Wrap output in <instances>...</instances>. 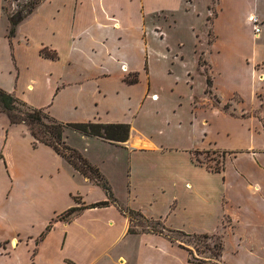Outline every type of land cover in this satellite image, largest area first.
I'll return each instance as SVG.
<instances>
[{
    "label": "crops",
    "instance_id": "1",
    "mask_svg": "<svg viewBox=\"0 0 264 264\" xmlns=\"http://www.w3.org/2000/svg\"><path fill=\"white\" fill-rule=\"evenodd\" d=\"M194 2L45 0L14 36L5 34L0 87L65 123L129 124V138L120 144L71 128L65 138L111 182L126 173V191L113 192L120 206L175 231L221 235L225 264H264V123L254 112L262 105L264 72L257 57L231 53L238 39L231 43L224 35L236 23L226 25V0H219L205 54L215 104L199 58L191 64L183 40L172 39L171 26L159 18L175 10L190 14ZM252 14L246 13L247 24ZM234 95L241 101L231 112L223 106ZM33 141L25 124L0 112V244L8 249L0 264H204L191 262L189 250L164 234L129 233L127 214L113 204L55 221L37 244L50 221L80 205L73 196H82V204L107 196L45 144L37 145L36 157L69 169H22ZM92 147L124 152L129 169H104L106 158ZM208 150L221 153L220 171L197 157ZM68 195L72 202L57 208V198ZM127 238L136 241L132 254L116 252Z\"/></svg>",
    "mask_w": 264,
    "mask_h": 264
},
{
    "label": "rangeland",
    "instance_id": "2",
    "mask_svg": "<svg viewBox=\"0 0 264 264\" xmlns=\"http://www.w3.org/2000/svg\"><path fill=\"white\" fill-rule=\"evenodd\" d=\"M26 1L28 0H0V47L1 43H4L5 34H7L8 31L9 22L7 19V14L15 12L20 8V5L22 3H25ZM244 1L245 0H226L225 4H222L221 7L224 13V22H226V25H228L229 22H233V20L236 23V31L235 29L233 32L226 31L227 34L224 36L231 39V43L232 41L234 42L236 41V39H238V47L235 48V43L233 44L234 46L231 47V53L233 55L240 56L246 53L248 54V56L253 55L254 57H257L259 61V63L257 64V68L263 70L264 72V0H247L246 3H244ZM194 3L195 4L193 6V9L190 10V14H187L184 11L175 10L174 12L161 15L159 18L162 21H165V24L171 26L168 31L172 39L177 40L176 38H179L183 40V42L185 43L184 49L189 55L187 57L188 61L191 64L192 62L196 63L197 58H199V65L201 66L200 71L205 76H208L209 64L206 61L205 54L208 55V50L210 48L211 42L215 37L212 23L214 21V18L219 13V0H195ZM250 9L254 14L253 16H256L261 23V32L258 37L254 36L252 28L253 25L249 22V20L248 24L245 21L246 13ZM208 10L209 14L207 15ZM192 27L196 28L195 30L199 35L198 41L201 39V44H198L197 41H195V37L194 35H192ZM206 32L207 37H205ZM204 39H206L205 42ZM250 60L251 59H249V61ZM262 78L264 79V75L262 76ZM196 80L198 84L200 81V76H197ZM205 80L206 94H208L212 98L215 104H218L217 102L219 99L216 96L215 92L212 88L210 89V87L207 86V77H205ZM259 98L261 99L262 105L254 112L261 118L264 123V93L260 94ZM240 101L241 97L239 95H234L233 100L229 103L227 109L230 108L229 110L233 112L234 104H238V102ZM27 128L30 131L28 126ZM27 147L28 148L24 153V167L22 169H69L68 167H66V164L64 165L62 164V162L61 164L60 162L47 164L42 158L36 157V152L34 151L36 150L37 145L35 146L32 143L28 144ZM92 151L97 155L104 156L106 158L107 164L104 165V169H129L130 167L129 156H127L126 158L124 152L116 153L117 150L111 149L110 151L105 147H92ZM197 157L199 158V160H202L203 162H206L212 166H214L216 162L221 161V153L217 150H208L201 152L197 155ZM58 161L62 160H60L59 158ZM36 177L35 179L37 180ZM52 178L54 179L55 176ZM125 180V172L120 178L117 175H113L112 182L109 179L114 193H120L123 190V192L126 191V183L124 182ZM3 182H5V176L3 170H0V186L1 184H3ZM55 182L58 183V179L55 180ZM89 196L90 195H88V197ZM74 197L78 198L80 204L83 203L82 196H73V199ZM73 199L69 195L66 197L62 196L61 200H58L57 198L56 207L59 208L60 206H66L67 204H69V202H72ZM127 216L130 221L129 228H134L137 230L148 229L156 223V220H151L148 217L142 216L137 213L131 214L130 212H127ZM157 228H160V226H158ZM170 235L176 242L182 243L184 247L190 250V257L192 260H206L210 264H225L223 262H217V259H215L213 255L214 244L218 241V239L222 240L221 235H212L209 233H189V235L187 233L186 235L177 232L170 233ZM205 235H210V237H205ZM1 246L6 247L4 243H2ZM135 246V239L127 238L124 242L118 244L115 250L116 252H118V250L121 251L122 249H125L126 252L132 254Z\"/></svg>",
    "mask_w": 264,
    "mask_h": 264
},
{
    "label": "trees",
    "instance_id": "3",
    "mask_svg": "<svg viewBox=\"0 0 264 264\" xmlns=\"http://www.w3.org/2000/svg\"><path fill=\"white\" fill-rule=\"evenodd\" d=\"M43 1L45 0H28L25 3H22L20 5V8L17 9L15 12L7 14V19L9 22V29H8L9 37L15 35L19 23H21L25 18L31 15L34 12V10ZM43 54L46 56H52V57L54 56L52 53H49L46 49L43 50ZM207 86L210 87V89L212 87V81L209 77V74L207 76ZM228 105L229 103L225 104L223 108L227 109ZM0 112L5 113L12 124H26L29 127L31 135L34 139L33 145L36 146L40 143L51 147L75 171H77L83 177L91 180L94 184L100 186L105 191V194L107 196V199L97 201L91 204H80L78 198L74 197V201L80 205L79 206L76 205L68 208L65 212L59 214L52 221H50V223L46 226L45 230L41 233L39 239L36 241L37 244L39 240L43 239L47 235V233L52 229L53 222L55 220L56 221L62 220L67 222L71 221L75 215H77L81 210L86 208L105 207L113 204L116 205L125 214H127V212H130L131 214L137 213L142 216H145L139 211H134L132 209L124 208L120 206L113 194L109 180L101 172L100 168L97 165L93 164L86 156H84L80 150L68 144L65 138V129L71 128L86 135L97 136L111 143L120 144L126 142L129 138V134H130L129 124L99 123L93 121L65 123L53 117L45 109L33 107L24 100L2 89L1 87H0ZM219 163L220 162H216V166L213 170L220 171ZM149 219L152 220L153 218H149ZM153 220H156V223L151 227H149L148 229L137 230L134 228H129V233H138V232L160 233L168 236L173 241L174 239L171 237L170 233L177 232L187 235V233L185 232L175 231L167 228L158 219H153ZM158 226H160V228H157ZM205 237H210V235H205ZM180 246L184 247L183 245ZM222 250H223V242L222 240L218 239V241L214 244L213 255L214 258L217 259L216 261L219 263L223 262L221 258ZM190 261L210 264L206 260H197V261L192 260L191 257H190Z\"/></svg>",
    "mask_w": 264,
    "mask_h": 264
},
{
    "label": "built area",
    "instance_id": "4",
    "mask_svg": "<svg viewBox=\"0 0 264 264\" xmlns=\"http://www.w3.org/2000/svg\"><path fill=\"white\" fill-rule=\"evenodd\" d=\"M248 20L253 25L252 28H253L254 36L258 37L260 32H261V27H260L261 23H260L259 19L256 16H252L251 19H248ZM10 243L13 247L15 246L12 244V242H10ZM7 250H8L7 247L1 246V244H0V254L6 252Z\"/></svg>",
    "mask_w": 264,
    "mask_h": 264
},
{
    "label": "bare ground",
    "instance_id": "5",
    "mask_svg": "<svg viewBox=\"0 0 264 264\" xmlns=\"http://www.w3.org/2000/svg\"><path fill=\"white\" fill-rule=\"evenodd\" d=\"M252 16H253V14L250 15L249 19H251ZM16 243H17L16 240H14V241H13V244L16 245Z\"/></svg>",
    "mask_w": 264,
    "mask_h": 264
}]
</instances>
